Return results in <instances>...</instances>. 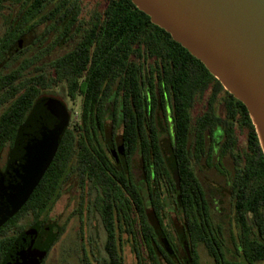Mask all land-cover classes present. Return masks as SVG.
<instances>
[{
	"label": "trees",
	"instance_id": "obj_1",
	"mask_svg": "<svg viewBox=\"0 0 264 264\" xmlns=\"http://www.w3.org/2000/svg\"><path fill=\"white\" fill-rule=\"evenodd\" d=\"M0 18L4 23L0 37V162L6 151L10 158L31 117L48 103L62 104L50 90L67 85L76 93L79 79L87 72L90 92L103 87L106 100L117 86L120 94L125 88L127 94H134L142 112L149 84L151 143L170 139L179 144L175 157L182 204L207 206L195 162L204 157L205 153H200L207 151L204 144L217 143L221 137L220 159H230L232 165L227 186L237 223L239 244L234 253L239 264H250L256 258L264 262V151L246 106L226 91L201 61L130 0H97L92 8L86 0H0ZM58 49L69 50L54 58ZM160 101L170 104L172 113L173 132L167 138L156 129ZM200 104L202 111L197 112ZM143 118L142 112L138 119ZM129 123L128 128L133 125L135 130L134 135L130 130L127 135L140 141L137 121ZM76 135L65 130L54 161L26 208L15 214L11 223L16 225L19 217L31 211L42 214L43 207L59 200L69 165L80 166L84 157L75 147L79 142ZM140 137L147 141L146 133ZM153 151L156 162L150 189H161L166 182L173 187L162 151L158 146ZM153 204L161 205L160 197ZM187 238L190 247L204 246L224 263L217 233L214 237L208 226L192 228ZM178 248L183 251L182 245Z\"/></svg>",
	"mask_w": 264,
	"mask_h": 264
},
{
	"label": "flooded vegetation",
	"instance_id": "obj_2",
	"mask_svg": "<svg viewBox=\"0 0 264 264\" xmlns=\"http://www.w3.org/2000/svg\"><path fill=\"white\" fill-rule=\"evenodd\" d=\"M64 86L68 103L54 94L51 96L64 105L69 115L65 130L77 134L79 142L75 147L81 149L84 157L80 159V166L69 165L57 202L43 207L42 214L40 210L31 211L19 217L16 225L14 221L11 223V218L0 228V264H4L14 246L27 233H32L33 239L26 248H30L32 253L46 252L40 264H70L68 258L72 257V253L80 264H201V248L211 264H239V256L234 253L239 244L237 223L233 221V215L227 224L221 222L222 210L217 201L208 195L199 177V169L204 166L217 172L225 179L226 186L228 185L232 165L230 159H220L221 137L217 143L210 141L204 144L207 151L200 152L205 153L204 157L199 163L195 162V171L208 204L186 207L182 204L181 190L179 198L169 166L174 161L180 174L175 157L179 144L170 139L157 145L151 143L149 84L142 121L138 119L142 112L136 107L134 94H127L125 88L120 94L121 88L117 86L113 89L115 93L112 97L104 100L103 87L97 86L95 92H90L91 83L87 72L79 79L76 93L71 87ZM69 104L78 105L79 111L74 113ZM158 109L160 116L156 118V129L167 138L173 132L170 104L164 105L160 101ZM73 114L76 115L75 120ZM133 121H137L136 130L140 139L138 142L134 136L127 135L129 130L134 135L135 128L131 125ZM128 123L131 125L129 128ZM142 132L146 133L145 142L141 141ZM187 145L199 146L196 143ZM154 146H158L164 155L173 187L163 180L166 183L161 184V189H150L151 175L155 173ZM6 157L3 164V159L0 162L2 174L8 166V151ZM158 197L162 204H153ZM29 200L21 208L22 211ZM63 200L65 205L61 211L58 204ZM230 212L232 214L231 207ZM205 226L210 228L214 237L217 233L218 242L224 252V263H220L204 246L190 247L187 238L189 231L194 227ZM226 229L230 232V243L224 234ZM185 239L192 261L183 245ZM29 241L26 238V246ZM58 245L66 250V258L61 262L55 257ZM179 245H182L183 251L178 248ZM256 259L250 264H264L262 260Z\"/></svg>",
	"mask_w": 264,
	"mask_h": 264
},
{
	"label": "water",
	"instance_id": "obj_3",
	"mask_svg": "<svg viewBox=\"0 0 264 264\" xmlns=\"http://www.w3.org/2000/svg\"><path fill=\"white\" fill-rule=\"evenodd\" d=\"M130 1L246 106L264 151V0ZM68 122L64 105L51 102L21 130L0 175V228L21 210L45 176ZM169 166L181 198L178 167L174 161ZM32 239L27 233L18 241L4 264H40L46 252L26 248ZM183 245L192 261L186 240Z\"/></svg>",
	"mask_w": 264,
	"mask_h": 264
},
{
	"label": "rangeland",
	"instance_id": "obj_4",
	"mask_svg": "<svg viewBox=\"0 0 264 264\" xmlns=\"http://www.w3.org/2000/svg\"><path fill=\"white\" fill-rule=\"evenodd\" d=\"M96 1L97 0H86V3L89 4L90 7L92 8ZM3 33H4V23H3V19L0 18V37L2 36ZM64 54H65V49H58L54 53L53 57L55 58L57 56H63ZM49 93L58 96L59 98L63 99L66 103H68L66 100V88L64 85H61L57 89L50 90ZM202 106H203V104L199 105V107H198L199 109L197 110V112L202 111V108H203ZM70 108L72 109V111H74V113L79 111L78 105H75V106L70 105ZM72 117L74 120L76 119L75 114H73ZM241 141H242L243 146H245L246 145V136L245 135L242 136ZM6 153H7V151L5 152V154L3 156L2 164L5 162V159L7 158ZM227 167L230 169L231 168L230 164H228ZM199 170H200L199 171L200 180L202 181L204 187L206 188L208 195H210V197H212V199H215L217 201V205H219V207L222 210V213L220 214L221 222L223 224H227V222L230 221V216H232V214L230 212V203L228 201V187L226 186L225 179L223 177H221L220 175H218L217 172L212 171V170H208L204 166L200 167ZM64 205H65L64 200L58 204L61 211L63 210ZM62 215H65V214L63 213ZM224 234H225L227 241L230 243V232H229V230L226 229ZM65 241H64V243H65ZM56 249L58 250V252H56V255H55L56 260L61 262V260L66 258V255H65L66 250L63 248L62 245H58L56 247ZM72 254H71L72 257L68 258L69 263L70 264H80V262L75 257V255H72ZM200 254L203 255L201 264H209V263L211 264L208 257H206L205 253L202 251V248H201Z\"/></svg>",
	"mask_w": 264,
	"mask_h": 264
}]
</instances>
